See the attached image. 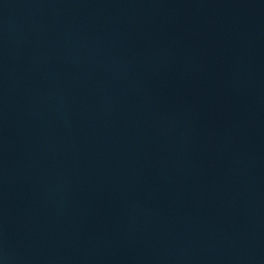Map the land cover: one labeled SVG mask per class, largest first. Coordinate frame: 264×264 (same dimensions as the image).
I'll list each match as a JSON object with an SVG mask.
<instances>
[{
	"label": "water",
	"instance_id": "95a60500",
	"mask_svg": "<svg viewBox=\"0 0 264 264\" xmlns=\"http://www.w3.org/2000/svg\"><path fill=\"white\" fill-rule=\"evenodd\" d=\"M0 264H264V0H0Z\"/></svg>",
	"mask_w": 264,
	"mask_h": 264
}]
</instances>
